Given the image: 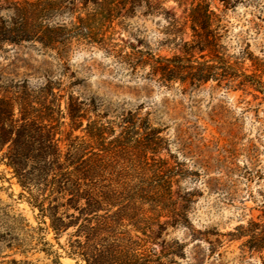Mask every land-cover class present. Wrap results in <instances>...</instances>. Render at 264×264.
Wrapping results in <instances>:
<instances>
[{"label":"trees","instance_id":"1","mask_svg":"<svg viewBox=\"0 0 264 264\" xmlns=\"http://www.w3.org/2000/svg\"><path fill=\"white\" fill-rule=\"evenodd\" d=\"M240 2L0 0V9L11 13L0 21V50L25 43L66 53L76 43L102 50L133 75L145 72L144 80L158 87L215 83L243 90L258 82L223 45L226 15ZM136 17L163 20L160 46L170 56L116 42ZM57 18L62 22L54 23ZM61 87L50 78L36 90L26 83L0 86V166L36 223L0 207V264H34L28 258L35 254L50 264H61L62 256L81 264H161L147 245L168 227H184L172 196L175 169L157 157L161 130L140 110L109 121L97 115L93 100L61 95ZM249 243V249L263 250L264 232Z\"/></svg>","mask_w":264,"mask_h":264},{"label":"rangeland","instance_id":"2","mask_svg":"<svg viewBox=\"0 0 264 264\" xmlns=\"http://www.w3.org/2000/svg\"><path fill=\"white\" fill-rule=\"evenodd\" d=\"M10 14L0 9V21ZM226 21L223 45L245 74L254 76L258 83L253 88L232 91L215 83L198 89L158 87L144 80L145 72L133 75L102 50L76 43L66 53L25 43L0 50L1 87L26 83L36 90L50 78L62 83L61 95L93 100L97 115L109 121L140 110L152 128L161 130L164 141L157 157L175 169L172 196L184 224L168 227L156 243L147 245L161 264H264V249H249L252 235L264 232V0H241ZM163 23L160 18L136 17L114 39L170 56L169 49L160 46ZM0 173L7 180L0 182V207L35 227L32 213L18 198L19 187L3 166ZM46 241L57 250L52 234ZM28 261L50 264L42 254ZM60 262L81 264L65 256Z\"/></svg>","mask_w":264,"mask_h":264}]
</instances>
